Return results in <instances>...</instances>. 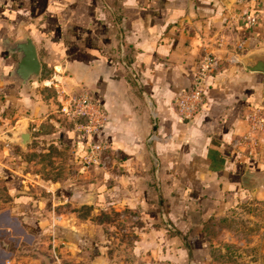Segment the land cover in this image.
<instances>
[{
	"label": "crops",
	"instance_id": "1",
	"mask_svg": "<svg viewBox=\"0 0 264 264\" xmlns=\"http://www.w3.org/2000/svg\"><path fill=\"white\" fill-rule=\"evenodd\" d=\"M259 1L0 0V110L9 123L0 138L25 120L39 124L50 116L53 130L41 137L83 153L85 138L59 109L69 96L88 93L106 114L89 141L111 146L99 186L102 202L138 212L146 264H189L179 237L160 222L162 212L190 244L193 264L203 263L202 223L264 198V132L254 146L235 145L248 131L250 111L258 109L264 122V74L243 63L264 54V20L250 27L240 17L256 13ZM25 34L41 61L35 87L7 78L16 56L6 52L4 41ZM210 54L217 66L206 79L202 106L187 121L175 111L174 97L192 88ZM57 111L61 122L55 121ZM13 159L4 146L0 264H41L28 248L48 229L29 222L23 175ZM63 229L72 239L56 237L52 229L55 256L88 252L95 257L90 264H110L89 239L73 238L81 236L77 229Z\"/></svg>",
	"mask_w": 264,
	"mask_h": 264
},
{
	"label": "rangeland",
	"instance_id": "2",
	"mask_svg": "<svg viewBox=\"0 0 264 264\" xmlns=\"http://www.w3.org/2000/svg\"><path fill=\"white\" fill-rule=\"evenodd\" d=\"M257 6L258 20H264V0L257 2ZM247 15L244 13L240 17L244 19ZM36 85L32 84V87ZM46 93L53 95V88L46 89ZM5 111L0 110V129L9 124L5 126ZM54 117L57 122L63 119L58 111ZM49 118L39 124L24 121L31 133L26 147L0 138V157L5 146L13 154L17 172L23 175V191L30 208L29 222L36 221L48 229L45 235L36 237L35 246L28 248L29 257L38 258L41 264L94 262L95 257L88 252L78 253L76 258H70L66 253L55 256L51 230L54 229L56 237L72 239L67 231L64 232L63 228H67L77 229L81 235L73 238H87L96 244L103 252H99V258L103 255L110 264H146L145 251L141 248L145 228L140 215L123 204L102 202L99 186L105 167L85 164V151L80 154L74 145L54 144L41 137L53 130ZM160 222L164 223L163 218ZM208 223L206 231L202 223L206 260L200 264H264V198L238 203L225 215L210 219ZM168 235L175 236L171 230Z\"/></svg>",
	"mask_w": 264,
	"mask_h": 264
},
{
	"label": "built area",
	"instance_id": "3",
	"mask_svg": "<svg viewBox=\"0 0 264 264\" xmlns=\"http://www.w3.org/2000/svg\"><path fill=\"white\" fill-rule=\"evenodd\" d=\"M258 13L248 14L244 21L247 26L258 23ZM217 66V58L214 55H206L192 80V88L188 91H180L174 97V104L180 118L190 121L202 106L205 94L206 79ZM60 112L70 119L76 132L90 137L98 133L106 122V114L100 102L88 93L69 96L61 103ZM248 131L235 145L247 144L254 146L258 133L264 132V122L258 109L247 114ZM111 146L104 142L86 141L84 161L87 165L106 167Z\"/></svg>",
	"mask_w": 264,
	"mask_h": 264
},
{
	"label": "water",
	"instance_id": "4",
	"mask_svg": "<svg viewBox=\"0 0 264 264\" xmlns=\"http://www.w3.org/2000/svg\"><path fill=\"white\" fill-rule=\"evenodd\" d=\"M4 49L8 54L15 55L16 61L13 67L8 71L7 78L18 84L29 87L34 83H40L41 61L38 58L36 46L28 34L23 35L14 41H4ZM244 67L248 71L262 72L264 74V54H252L244 60ZM11 144H17L26 147L31 138L28 124L23 122L19 127L3 137ZM92 199V198H91ZM162 218L165 225L175 233L184 245L188 256V263L193 264V255L190 244L187 239L178 232L167 220L162 212Z\"/></svg>",
	"mask_w": 264,
	"mask_h": 264
},
{
	"label": "trees",
	"instance_id": "5",
	"mask_svg": "<svg viewBox=\"0 0 264 264\" xmlns=\"http://www.w3.org/2000/svg\"><path fill=\"white\" fill-rule=\"evenodd\" d=\"M79 135L81 136V137H83V138H85V142L87 141V140H90V137H86L85 135H83V134H80L79 133ZM92 136V135H91ZM213 218H215V216L214 215H212V216H210L206 221H204V227H205V231L207 230V229H209V220L210 219H213ZM211 226V225H210ZM204 232V231H203ZM203 235H204V233H203ZM205 236V235H204Z\"/></svg>",
	"mask_w": 264,
	"mask_h": 264
}]
</instances>
